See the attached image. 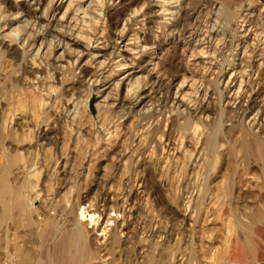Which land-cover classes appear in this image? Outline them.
Instances as JSON below:
<instances>
[{
  "label": "rangeland",
  "instance_id": "obj_1",
  "mask_svg": "<svg viewBox=\"0 0 264 264\" xmlns=\"http://www.w3.org/2000/svg\"><path fill=\"white\" fill-rule=\"evenodd\" d=\"M71 1L88 7L85 27L83 16L73 19ZM17 4L0 0V182L9 189L0 203V264H43L56 246L39 243V235L57 225L69 232L80 201L98 217L100 233L115 230L122 242L86 243L92 255L83 264H264V219L250 225L233 208L252 199L230 195L231 168L214 164V156L192 166L186 152L194 153L192 137L205 136L221 118L226 123L240 101L264 106V0H60L52 30L39 25L38 44L55 30L69 33L74 24L94 44L88 48L77 32L71 48L84 56L75 63L70 54L58 65L50 55L35 57L28 35L2 38L4 27L9 32L21 25L5 24L3 16L20 14L32 23L31 11L47 9ZM179 8L181 21L166 13ZM120 64L133 69L126 73ZM244 70L252 72L234 104L231 74ZM134 82L150 96L143 112L155 114L153 126L160 130H149L140 118L143 106L112 107L114 99L131 102ZM178 100L190 111L210 103L208 120L193 119L197 136L179 118L191 117L175 105ZM125 152L123 166L119 156ZM234 154L239 158L232 170L243 175L241 152ZM254 168L247 178L257 196L264 174ZM247 240L252 254L244 253Z\"/></svg>",
  "mask_w": 264,
  "mask_h": 264
},
{
  "label": "bare ground",
  "instance_id": "obj_2",
  "mask_svg": "<svg viewBox=\"0 0 264 264\" xmlns=\"http://www.w3.org/2000/svg\"><path fill=\"white\" fill-rule=\"evenodd\" d=\"M17 1H18L17 6H20L21 4H28L30 7L46 6L47 9H45L43 13H40L42 11L38 12V8L31 11L30 15L33 18L32 23H28L27 21H21L25 16L20 15V14H17L14 16L13 15L3 16L2 22H4L5 24L9 23L10 25V24H13L14 22L21 23V25L13 28L9 32L8 30L10 28L4 27L2 29V34H1L3 39H8V38L16 39L18 38L19 35L20 36L22 35L21 33H23V35H28L29 38H28L27 44L31 47L33 52L35 51L36 53L35 57L37 56L46 57L50 55L52 61L56 65L66 62L67 59L69 61L68 57L70 54L72 56L70 58L74 60L75 63H77L80 60V58L84 56V51H78L76 49L71 48L72 44L73 45L78 44V41H75V40L72 41L70 38L74 36L77 32H79L80 30V26L78 27V25H75V24L69 27V33L65 32L64 30H60V29L55 30V32L53 33L55 36L52 37L50 41L42 42L41 44H38L40 33H41V32L38 33L39 25L41 23H46L45 32L47 33H49L52 30V27H53L52 25L54 23V14L58 10V7L56 4H57V1H60V0H51L49 3L48 1L46 2V0H17ZM173 3L177 4L178 1L172 2L171 4ZM74 4L75 2L71 1L69 4V7L73 6ZM75 6L77 7V9L74 8L73 19L74 20L76 19L78 21L79 17L83 16L82 23H83V27H85V25L87 24L86 20L89 19L88 18V7L86 9H82V6H79V4H75ZM166 13H168V15L170 16L180 15V8L177 14H174L175 12H172L171 10H168V12ZM64 16L67 17L66 14ZM178 18H179L178 20L181 21V15ZM183 21L185 20L183 19ZM214 30H215L214 27L211 28L210 33H215ZM82 32L83 31H80L79 33H77L76 36H80V38L84 42L87 43L88 48H90L92 44H94V41L91 40L90 38H87L86 36L85 37L82 36ZM25 43H26V40H25ZM243 49H244L243 51L244 55H247L248 47L245 46ZM92 57L93 59H96L99 56L93 55ZM240 62L241 64H243L245 62V58L241 60ZM237 66H241V65H237ZM119 67H121L122 70H125L126 73H128L129 71L133 69L124 64H120ZM253 68L252 70H254ZM249 72H252V71L244 70V71H241L238 75H237V72L231 74L230 84L232 85L236 82L235 86H233L232 88V90L234 91V96H235V99L233 100L234 104H236L239 100H242L243 98V95L241 94L242 93L241 91L243 90L242 84L244 82V76L246 74L250 76ZM130 77H131V74L128 75V79ZM237 77L240 80V85H238L239 86L238 88H236L237 83H239ZM92 79L97 80L98 75L93 74ZM135 85H137V82L132 83L130 86L134 93L131 98V102L125 103V101L122 99H114L115 103H114V106L112 107H118L119 105H121L122 107L127 106L126 109L130 111L134 109L135 110L139 109L140 107L143 106V109H142V112H143L145 110V106L147 107V105L150 103V96L148 94L145 95L144 90L141 89L139 86H135ZM116 86H118V84L115 85V87ZM108 98H111L110 94H108L105 99H108ZM204 100L205 98L203 99V101ZM249 102L250 103L248 106H243L241 105L242 101H240L238 105L236 106V109L229 113V117L226 123H223L222 118H221L220 123H215V122L211 123L206 129L207 133L206 135L204 134L205 135L203 136L204 138L200 136L202 139L199 138L198 140H195L194 137H192L193 142L191 144L195 146V147L193 146L194 153L192 152L190 153V151L189 150L187 151V149H186V152L187 153L189 152L188 153L189 157L190 159H192V166H195V164H198L200 162L207 164V161L209 164L210 157L214 156L215 161H216L214 164H216L217 162H220L222 164L225 163L227 166H229L228 168H231L230 170L231 176L229 177L228 184L226 185L227 190L229 191L230 195L233 196L236 192H238L240 197L248 196L252 199L251 203L248 202V204H240V205H237L236 207H233V206L232 207L236 208L240 216L242 215L243 218L245 217L246 219H248L250 221V225H254L255 223L259 222L261 219H264V188H261L257 196L252 195V192L256 188V186L253 183L249 182L248 178L250 177L248 176L250 175V173L248 171L250 170L251 167L255 166L256 168L254 169L257 170L256 172L260 171L264 174V121H262V116L264 115V106H257L254 102H251V100ZM175 105L178 106L179 109L185 108V111L188 113V115H190L189 117L191 118H185L183 117L181 113L179 115V118L180 119L184 118V120L187 119L186 123H187V127H189V131L193 129L192 131L195 132V135L197 136L196 133L198 132L197 130L198 126L194 125L195 121L193 122V119L200 116L201 117L200 119L204 120L206 116V120H208L210 118V115H207V113L211 109L210 103L207 104L206 106H202L201 104H200L201 106H199V104L197 105L196 103L197 107L194 108L193 111L188 110V107L186 106L183 100L182 101L178 100L175 103ZM142 112L139 113V116L143 121H148L147 122V124H149L148 129L149 130L150 129L160 130L159 124L155 125L157 127L153 126V123L156 119L155 114L149 111L147 113L146 112L142 113ZM71 114L74 116V118L76 117V115L78 114V110H76V107L73 110V112H71ZM176 115H178V113H176ZM248 119L251 120V126L250 125L247 126L246 124V121ZM183 135L186 136V134H183ZM164 137H166V135L162 134V139ZM145 139L150 140L151 138L145 137ZM124 146H125V142L120 145V147H124ZM182 146L183 145H181V147ZM236 149L240 150L241 155H242L241 160L247 167L246 168L247 172L239 176H238L239 173L236 175V171L232 170L234 167V164H237V160L239 158V156L234 154V151ZM188 154H185V155L187 156ZM119 159H120L119 163H123V166H126L129 160V158L127 160V152L121 153L119 156ZM125 160L126 162H124ZM126 175H127V172H126ZM235 176H238L239 178L237 179L235 178ZM194 177H193V180H194ZM262 177H264V175ZM191 179L189 178L190 181ZM196 182L198 181L195 179V182L193 181V183L195 184ZM199 190L200 191H197V192L200 195L202 188ZM8 191L9 189L7 185L5 184V182L1 181L0 182V203L5 201V195L8 193ZM81 205H82V202L80 201L79 208L77 207L78 210L74 212L76 221L73 223L72 229L69 232L62 233L61 231H59L60 230L59 225H57V227L56 226L50 227L51 233L39 235L40 236L39 243H55V246H56L55 248L56 250L53 253H50V254L48 253L46 260L44 261L43 264H83V261H85L90 255H92V251L87 252L86 243H103L106 240L110 241V243H113V245L114 244L116 245L117 243H122L117 233L115 232V230H110V232H106V233H104L103 231L102 233H100L99 232V221H98L99 219L96 216V214H91L90 211H87L85 207L82 208ZM22 208H23V205H22ZM248 212L251 213V216H248ZM88 221L89 222L91 221V224H89L90 226L84 225L85 223H88ZM238 224H240V226H242L243 228H246V225L242 224L241 221H239ZM14 226L18 227L16 223H14ZM30 232L31 234L29 237H32L34 233H32V230ZM39 236L36 238H39ZM6 240L8 241V243L9 241L11 242L13 241L12 239H10V236H7ZM24 243H28V242L26 241ZM244 253L245 254L253 253V247L249 240H247L246 243H244Z\"/></svg>",
  "mask_w": 264,
  "mask_h": 264
}]
</instances>
